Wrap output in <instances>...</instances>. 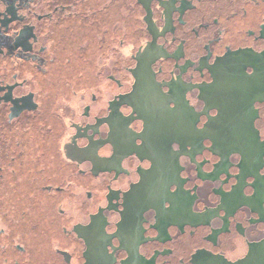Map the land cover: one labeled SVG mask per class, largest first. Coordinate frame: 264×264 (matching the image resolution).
<instances>
[{
  "label": "flooded vegetation",
  "instance_id": "af4514ba",
  "mask_svg": "<svg viewBox=\"0 0 264 264\" xmlns=\"http://www.w3.org/2000/svg\"><path fill=\"white\" fill-rule=\"evenodd\" d=\"M0 264H264V0H0Z\"/></svg>",
  "mask_w": 264,
  "mask_h": 264
},
{
  "label": "water",
  "instance_id": "95a60500",
  "mask_svg": "<svg viewBox=\"0 0 264 264\" xmlns=\"http://www.w3.org/2000/svg\"><path fill=\"white\" fill-rule=\"evenodd\" d=\"M131 44H132V42L127 41L126 48H125V54H126V56H128L129 55V52L131 51Z\"/></svg>",
  "mask_w": 264,
  "mask_h": 264
}]
</instances>
